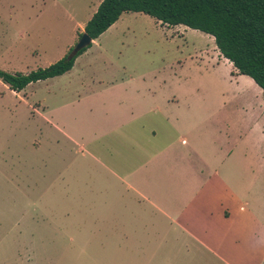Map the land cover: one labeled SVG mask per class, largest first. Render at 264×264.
Masks as SVG:
<instances>
[{
  "label": "crops",
  "instance_id": "1",
  "mask_svg": "<svg viewBox=\"0 0 264 264\" xmlns=\"http://www.w3.org/2000/svg\"><path fill=\"white\" fill-rule=\"evenodd\" d=\"M10 31L8 26L0 29V40H10ZM24 36L30 38L26 29L16 34L19 40ZM215 49L211 53L217 61L226 64L234 80L239 78L233 65ZM14 54L15 60L8 61L13 67L7 72L27 73V66L16 68V62L23 61L21 50ZM58 77L66 79L69 87L46 91V99L56 100L51 107L41 102L33 107L22 98L27 95L26 88L14 92L1 81L0 85L27 106L31 118H40L37 147L53 144L58 151L55 163L57 158L67 163L49 184L47 180L46 187L67 192L69 206L75 208L72 212L86 216L55 227L69 231L73 241L98 240L99 246L87 249V253L115 254L116 264H124L120 256L130 249V240L165 238L173 232L207 248L200 234L218 232L230 225L237 213L245 215L249 210L251 189L246 176H251V170L247 168L240 188L245 197L236 196L235 139L225 132V144L232 143V150L222 151L219 142L205 145L204 130L220 133L224 106L197 104L200 90H189L188 79L149 72L86 88L90 78L75 70V61L70 71ZM190 95L195 103L190 102ZM19 124L22 126L13 119V107L9 108V118L0 120V219L5 225L0 233V264H30L35 250L39 253V236L45 230V174L30 170L27 139L24 148L23 140L19 146L18 141L14 143L19 133L14 125ZM34 190L38 193L36 202L32 200ZM207 221L210 225L205 229L201 224ZM4 242L9 245L7 253L1 247Z\"/></svg>",
  "mask_w": 264,
  "mask_h": 264
},
{
  "label": "rangeland",
  "instance_id": "2",
  "mask_svg": "<svg viewBox=\"0 0 264 264\" xmlns=\"http://www.w3.org/2000/svg\"><path fill=\"white\" fill-rule=\"evenodd\" d=\"M101 1L0 0V29L8 26L13 34L10 40H0V70L7 72L12 69L8 61L15 60L14 52L17 50H21L23 61L16 62V68L27 66V73L44 69L60 60L76 44L85 23ZM25 29L30 38L24 36L23 40H19L16 34L25 32ZM214 46V39L200 31L182 25L161 26L154 18L142 13H123L114 27L103 33L96 44L86 47L75 60V70L90 78L86 88L106 86L113 79L149 72L188 79L189 90H200V97L195 99L197 104L213 108L224 106L218 124L220 133L209 132L208 128L204 130L205 145L219 142L222 151L232 150V143L225 144L228 140L225 132L231 140L235 139L238 199L245 197L240 193L245 183L243 170H251V176H246L251 189V194L247 195L251 205L249 210L245 215L237 213L234 221L218 232L200 234L207 248L177 232L165 238H138L130 240V249L120 256L124 264H264V95L250 78L239 75L234 80L226 64L217 61L211 53V49L216 51ZM217 63L219 66H216ZM212 65L215 67L211 68ZM21 71L26 73L24 70H18V73ZM2 87L0 85V120L9 118V108L13 107V119L22 123V126L14 125V130L19 131L14 132L17 138L14 143L18 141L19 146L23 140L24 148L27 139L28 166L30 170L44 171L46 189L47 180L49 184L58 171L66 168L67 163L60 162L58 158L55 163L54 156L58 151L53 144L37 147L35 143L39 140L40 129L37 122L40 118H31L27 106ZM66 87L69 83L61 77L39 81L28 85L25 89L27 95L23 94L22 98L33 107H36V102L51 107L56 100L46 99V91ZM190 102L195 103L192 95ZM223 122L231 125L226 123L227 129L224 130ZM26 124L27 132H24ZM31 193L32 200L36 202L37 191ZM43 200L45 230L39 236V253L36 254L35 250L30 264H116L115 254L87 253V249L92 251L99 246L98 240L79 238L73 241L69 231L56 229L57 224L68 226L71 218L86 217L72 212L75 208L69 206L67 192H56L50 187L44 191ZM82 210L89 212V209ZM40 212L39 207V216ZM209 225V221L201 224L205 229ZM215 227L218 229L216 224ZM3 230L5 225L0 219V233ZM36 244L34 240V246ZM1 247L6 252L9 245L4 242Z\"/></svg>",
  "mask_w": 264,
  "mask_h": 264
},
{
  "label": "trees",
  "instance_id": "3",
  "mask_svg": "<svg viewBox=\"0 0 264 264\" xmlns=\"http://www.w3.org/2000/svg\"><path fill=\"white\" fill-rule=\"evenodd\" d=\"M123 13H142L161 25H182L213 37L220 55L264 95V0H102L82 33L95 40ZM87 48L68 60L70 48L55 63L26 74L0 70V81L11 91L20 92L32 83L70 71Z\"/></svg>",
  "mask_w": 264,
  "mask_h": 264
},
{
  "label": "water",
  "instance_id": "4",
  "mask_svg": "<svg viewBox=\"0 0 264 264\" xmlns=\"http://www.w3.org/2000/svg\"><path fill=\"white\" fill-rule=\"evenodd\" d=\"M92 42V39L86 34L82 33L76 44L71 48L67 59L71 60L74 58L82 49L88 47Z\"/></svg>",
  "mask_w": 264,
  "mask_h": 264
}]
</instances>
